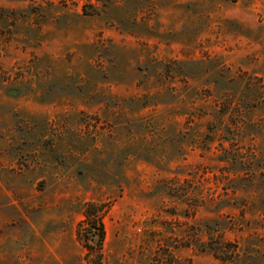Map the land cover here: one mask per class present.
I'll return each instance as SVG.
<instances>
[{
  "label": "rangeland",
  "instance_id": "1",
  "mask_svg": "<svg viewBox=\"0 0 264 264\" xmlns=\"http://www.w3.org/2000/svg\"><path fill=\"white\" fill-rule=\"evenodd\" d=\"M0 264H264V0H0Z\"/></svg>",
  "mask_w": 264,
  "mask_h": 264
},
{
  "label": "trees",
  "instance_id": "2",
  "mask_svg": "<svg viewBox=\"0 0 264 264\" xmlns=\"http://www.w3.org/2000/svg\"><path fill=\"white\" fill-rule=\"evenodd\" d=\"M92 210L95 211V205L92 203H88L86 205V208H85V214H84L85 220L83 223L89 227V233H90L91 237L96 236L97 241L102 242L103 237H104L103 226H102L100 220L96 217V212H91ZM90 221L92 222V224H89ZM82 227H83V225H80L78 228V231H77L78 237L81 236V232L83 229ZM86 247H88V246H86Z\"/></svg>",
  "mask_w": 264,
  "mask_h": 264
}]
</instances>
